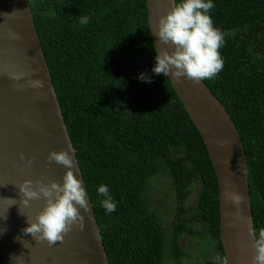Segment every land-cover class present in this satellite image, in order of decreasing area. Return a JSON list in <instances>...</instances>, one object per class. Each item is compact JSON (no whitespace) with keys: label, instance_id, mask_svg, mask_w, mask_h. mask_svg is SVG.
Instances as JSON below:
<instances>
[{"label":"trees","instance_id":"16d2710c","mask_svg":"<svg viewBox=\"0 0 264 264\" xmlns=\"http://www.w3.org/2000/svg\"><path fill=\"white\" fill-rule=\"evenodd\" d=\"M28 3L109 263L181 264L188 253L180 238L189 235L206 245L204 263L223 264L217 176L169 78L151 71L146 0ZM214 4L224 66L204 82L241 137L256 234L264 229V0ZM141 72L151 83L138 79ZM154 176L169 182L175 199L169 227L151 209ZM100 184L117 201L112 213L101 204Z\"/></svg>","mask_w":264,"mask_h":264},{"label":"water","instance_id":"95a60500","mask_svg":"<svg viewBox=\"0 0 264 264\" xmlns=\"http://www.w3.org/2000/svg\"><path fill=\"white\" fill-rule=\"evenodd\" d=\"M175 3L146 0L154 48L157 38L152 33L158 20ZM21 73L20 80L13 79ZM168 78L199 131L217 176L220 237L228 264H253L255 231L247 158L235 122L204 80ZM35 79L43 86L16 87ZM61 149L71 150L74 174L84 182L28 0H0V264H15L12 256H20V264H110L88 193L89 211L81 209L83 228L73 225L63 241L49 245L22 232L26 216L34 219L45 201L34 200L25 208L19 204L17 186L24 179L62 182L66 167L47 159L50 150ZM29 157L34 158L31 164ZM232 194L242 195L243 201L235 204ZM5 197H15L19 205L8 208Z\"/></svg>","mask_w":264,"mask_h":264},{"label":"clouds","instance_id":"9594fccd","mask_svg":"<svg viewBox=\"0 0 264 264\" xmlns=\"http://www.w3.org/2000/svg\"><path fill=\"white\" fill-rule=\"evenodd\" d=\"M214 7V0H176L174 6L160 16L156 30L152 33L157 38L152 73L163 74L164 77H170L176 82H181L182 77L200 82L214 78L223 69L224 60L220 49L225 42V35L214 25L210 14ZM89 19V16L84 15L80 17L79 22L82 25L87 24ZM13 38L18 37L14 35ZM22 76L23 73L14 75L13 79L20 80ZM138 79L151 83L152 78L147 73L141 72L138 74ZM28 86L40 88L43 82L35 79L29 80L26 85H16L18 89ZM20 159L25 160L23 153H20ZM33 159L27 158V163L31 164ZM47 159L49 162L54 161L66 167L62 182L55 179L47 183L40 179H24L17 187L19 204L25 208L30 207L34 200L45 201L34 219L22 213L19 207L20 213L27 219L22 232L31 234L36 241H47L49 245H54L64 240L65 234L73 225L78 224L83 228L82 213L89 211V200L84 182L74 174L75 164L70 149L50 150ZM97 192L104 197L101 204L105 211L114 212L117 201L109 187L100 184ZM4 199L9 202L8 208L18 204L15 197ZM231 199L239 205L243 201V196L232 194ZM249 232L252 233L253 230L250 228ZM254 243L253 264H264V229H260L255 234ZM14 258L15 264H20V256L11 257L12 260ZM223 264H228V260L225 259Z\"/></svg>","mask_w":264,"mask_h":264},{"label":"rangeland","instance_id":"374dc122","mask_svg":"<svg viewBox=\"0 0 264 264\" xmlns=\"http://www.w3.org/2000/svg\"><path fill=\"white\" fill-rule=\"evenodd\" d=\"M158 176H154L149 179L151 199V209L159 213L161 218L166 221V227L171 225L172 220V207H175V199L171 197V188L168 181H159ZM196 196V190L193 188L191 191L190 199H194ZM165 228V227H164ZM197 237L186 236L183 238L182 246L187 251L188 256L183 260V264H206L204 263V256H210V253L206 250V245L197 243ZM168 255H170L168 251ZM207 259L210 258L207 257ZM167 264L172 262L167 259Z\"/></svg>","mask_w":264,"mask_h":264},{"label":"flooded vegetation","instance_id":"af4514ba","mask_svg":"<svg viewBox=\"0 0 264 264\" xmlns=\"http://www.w3.org/2000/svg\"><path fill=\"white\" fill-rule=\"evenodd\" d=\"M186 236H189V235H183V236L180 238V243H181V245H182V243H183V238L186 237ZM190 237H193V236H190Z\"/></svg>","mask_w":264,"mask_h":264}]
</instances>
